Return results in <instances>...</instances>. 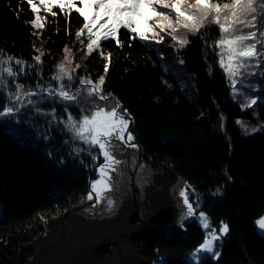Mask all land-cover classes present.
I'll list each match as a JSON object with an SVG mask.
<instances>
[{
    "label": "trees",
    "instance_id": "trees-1",
    "mask_svg": "<svg viewBox=\"0 0 264 264\" xmlns=\"http://www.w3.org/2000/svg\"><path fill=\"white\" fill-rule=\"evenodd\" d=\"M33 3L38 13L27 0H0V49L25 61L26 72L33 65L31 75L17 82L33 91L38 83L58 87L52 77L61 63L69 70L79 65L74 72L79 78L95 82L104 76L103 92L111 95L97 103L110 108L118 102L126 110L142 159L153 169L176 172L197 215L203 211L218 234L222 222L229 226L214 242L219 257L201 252L193 263L209 229L192 218L181 223V232L168 216L153 224L147 237L133 241L148 264H264V231L257 224L264 216V62L250 63L247 72L254 75L231 77L220 64L216 42L222 33L216 25L201 29V36L188 34L184 48L173 47L165 35L162 44L128 39L119 47L114 40L101 41L102 47L89 54L87 32L76 36L83 24L79 13L73 9L66 17L54 6L52 16L39 0ZM37 15L44 18L42 29L31 23ZM41 53L42 64L36 65L34 57ZM78 85L74 82L72 90ZM6 95L0 91V108ZM43 96L47 93L32 99ZM250 100L256 103L246 107ZM38 107L0 117V264L31 258L54 224L52 215L90 191L103 160L98 147L75 138L66 126L69 113L79 118L82 108L87 114L94 105L44 99Z\"/></svg>",
    "mask_w": 264,
    "mask_h": 264
},
{
    "label": "snow or ice",
    "instance_id": "snow-or-ice-1",
    "mask_svg": "<svg viewBox=\"0 0 264 264\" xmlns=\"http://www.w3.org/2000/svg\"><path fill=\"white\" fill-rule=\"evenodd\" d=\"M27 3L31 6L32 12H39L40 9L33 0H27ZM77 3L81 6L77 7ZM39 4L52 16L56 15L52 11L54 6L59 7L66 17L71 15L73 9L79 13V16L83 17V24L77 30L76 36L79 38L85 34V31L87 32L86 47L89 54L102 47L101 41L114 40L119 47H123L128 39L155 41L157 44H162L165 35L171 37L173 47L184 48L189 44L188 34L194 37L201 36V29L216 25L222 33L216 42L222 49L220 64L231 77L244 75L251 62H254L256 67H260L261 62H264V0H229V2L223 0H39ZM43 20L44 18L37 15L31 23L35 28L42 29ZM121 29L126 31L121 32ZM83 43L84 41H81V44ZM106 46L105 44L104 47ZM65 52L69 50L65 49ZM42 55L43 53L34 57L36 65L42 64ZM100 55L105 56L103 51ZM110 56L109 53L105 57L109 62ZM64 59L69 64L72 63L67 55ZM13 62L16 67H13ZM25 64V61L7 55L0 49V91L7 93L6 103L0 108V117H14L21 112V109H26L27 105H32L40 111L38 105L44 99L76 105H94L95 107L87 114H84L85 109L82 108V115L79 118L69 113L66 126L75 134V138L85 144L98 145L104 163L98 167L100 179L91 182L86 198L91 201L95 197L96 204L106 201L111 208L114 201L104 193L114 190L112 174L119 175L122 171L118 167L122 160L118 158V148L113 151L116 147L113 142L119 141L121 145L137 147L132 143L135 138L130 129L126 110H123L118 102L110 108L97 103V101H108L111 95L103 92L104 76H100L95 82L91 79L79 78L74 75L75 68L79 65L69 70L65 63H61L57 65V74L52 77V80L58 83V87H52L50 83L48 86L38 83L35 86L38 91H33L31 87L26 88L23 81L17 82L18 78L31 75L33 65H28L29 70L26 72ZM36 71L39 76L41 69L37 68ZM247 74L254 75L251 72ZM8 78H11V83ZM74 82L83 85V89L77 87L73 91ZM232 85L234 91H238L235 88V79ZM42 93H47V96L41 97V100L32 99ZM255 103V100H250L245 106L250 107ZM64 111H67V104ZM257 130L259 129H252V131ZM96 158L93 157L94 160ZM180 196L187 207L185 218L197 216L196 209L189 201L187 190H182ZM198 216L202 227L209 229L210 238L206 237L198 246L194 258L199 260L196 254L201 252L210 253L218 258L220 253L216 250L217 246L214 242L219 241L229 232V226L222 222L218 234L203 211H200ZM257 224L264 229V217L259 218ZM199 264H203V261L200 260Z\"/></svg>",
    "mask_w": 264,
    "mask_h": 264
},
{
    "label": "water",
    "instance_id": "water-1",
    "mask_svg": "<svg viewBox=\"0 0 264 264\" xmlns=\"http://www.w3.org/2000/svg\"><path fill=\"white\" fill-rule=\"evenodd\" d=\"M129 120L131 126L130 117ZM113 143L116 146L113 151L118 148V158L122 161L128 152L133 159L136 156L141 159L135 140L132 143L136 148L121 145L119 141ZM120 169L119 175L112 176L114 190L106 192L114 201L111 208L106 201L99 207H88L90 200L86 201L85 194H81L75 205L67 208L63 215H57L52 228L39 239L31 258L23 264H148L149 260L141 254L134 240L147 237L153 224L168 215L173 217V227L183 232L181 222L190 218H185L187 207L178 193L185 184L183 179L171 170H154V180L147 182L143 189L142 206H138L137 189L131 182L132 206L127 207L121 204V198L125 197L127 189L123 180L128 177L124 168ZM135 221L138 223L133 224ZM103 253L106 254L99 258ZM247 264L253 263L248 261Z\"/></svg>",
    "mask_w": 264,
    "mask_h": 264
},
{
    "label": "flooded vegetation",
    "instance_id": "flooded-vegetation-1",
    "mask_svg": "<svg viewBox=\"0 0 264 264\" xmlns=\"http://www.w3.org/2000/svg\"><path fill=\"white\" fill-rule=\"evenodd\" d=\"M119 167L124 168L125 172H127L126 177H128L127 179L123 180V183L124 185H126L127 189L124 190L126 194L125 197L121 198V204L127 207L132 206L131 195L129 193L132 191L131 182H133L137 189L136 195L138 197V206L141 207L143 203V189L145 190L147 184L154 180L152 172L157 169L151 168L145 161H143V159L138 160L137 156L133 159L132 155L129 152L126 155V158H124V161H122L121 165H119ZM132 174L133 177H131ZM156 179L158 180V177H156ZM118 181L121 182L119 179ZM137 223L138 221L133 222V224Z\"/></svg>",
    "mask_w": 264,
    "mask_h": 264
},
{
    "label": "rangeland",
    "instance_id": "rangeland-1",
    "mask_svg": "<svg viewBox=\"0 0 264 264\" xmlns=\"http://www.w3.org/2000/svg\"><path fill=\"white\" fill-rule=\"evenodd\" d=\"M262 71V70H261ZM260 71V72H261ZM82 86L83 85H78V87H80V88H82ZM76 89H74L73 91H75ZM128 119H129V117H128ZM243 122H245L244 120H240V125H242V127L244 128L245 127V124L243 123ZM245 130H246V132H250V130L251 129H246V127H245ZM135 140V139H134ZM96 147H98V145L96 146ZM99 148V147H98ZM102 156V155H101ZM103 157V156H102ZM140 158L142 159V155H141V153H140ZM102 163H104V157H103V160H102ZM101 163V164H102ZM100 164V165H101ZM99 167V166H98ZM112 176H113V174H112ZM97 179H100V173H99V171H98V176H97V178L95 179V180H97ZM94 181V180H93ZM92 182V181H91ZM90 187H91V184H90ZM102 190V189H101ZM182 190H185V184H183V187L179 190V195H180V192L182 191ZM103 191V190H102ZM85 194V196H87V194H88V192L87 193H84ZM105 195H106V192L104 193ZM181 197V196H180ZM181 199H182V202H183V198L181 197ZM86 201H89L87 198L85 199ZM184 204V203H183ZM99 205L100 204H96L95 203V200L93 199V200H91L89 203H88V207H99ZM64 211H66V209L64 210ZM64 211L63 212H61V213H55V214H53L52 216L54 217V218H56L57 217V215H63V213H64ZM264 217V216H263ZM192 218H195L196 220H197V222L201 225V227H202V223H201V221H200V219H199V216L197 215V216H193V217H190L188 220H190V219H192ZM188 220H185V221H188ZM55 221V220H54ZM182 222H184V221H182ZM181 222V223H182ZM203 228V227H202ZM204 229V228H203ZM206 230V229H205ZM263 231H264V229H263ZM208 238H210V237H208ZM107 253V252H106ZM191 261L193 262V263H197V260L195 259H191Z\"/></svg>",
    "mask_w": 264,
    "mask_h": 264
},
{
    "label": "bare ground",
    "instance_id": "bare-ground-1",
    "mask_svg": "<svg viewBox=\"0 0 264 264\" xmlns=\"http://www.w3.org/2000/svg\"><path fill=\"white\" fill-rule=\"evenodd\" d=\"M94 200H95V197H94ZM168 216H171V215H168ZM166 218V217H165ZM136 240H139V239H136Z\"/></svg>",
    "mask_w": 264,
    "mask_h": 264
}]
</instances>
